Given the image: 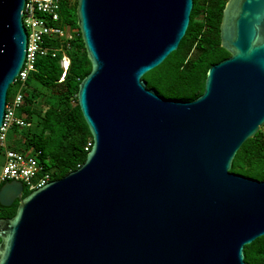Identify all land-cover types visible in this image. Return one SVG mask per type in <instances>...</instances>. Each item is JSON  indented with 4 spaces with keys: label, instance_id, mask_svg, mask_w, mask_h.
<instances>
[{
    "label": "water",
    "instance_id": "95a60500",
    "mask_svg": "<svg viewBox=\"0 0 264 264\" xmlns=\"http://www.w3.org/2000/svg\"><path fill=\"white\" fill-rule=\"evenodd\" d=\"M25 0H0V127L27 47ZM193 0H78L92 69L78 105L92 134L86 161L23 197L0 185V264H248L264 235V180L231 171L264 124V0H228L230 56L201 95L181 101L144 74L175 51Z\"/></svg>",
    "mask_w": 264,
    "mask_h": 264
},
{
    "label": "trees",
    "instance_id": "16d2710c",
    "mask_svg": "<svg viewBox=\"0 0 264 264\" xmlns=\"http://www.w3.org/2000/svg\"><path fill=\"white\" fill-rule=\"evenodd\" d=\"M227 1L193 0L190 22L178 48L143 75L147 87L161 96L181 101L193 100L203 93L210 66L230 56L220 38ZM77 4L78 0H61L60 21L76 31L70 39H45L44 44L57 48V53L38 57L23 88V102L18 110L30 125L12 128L8 137V148L35 154L42 172H48L51 180L79 168L91 149H86L88 143L93 141L78 105L80 83L92 65L78 26ZM63 53L70 57L65 73L61 66ZM10 87L8 99L16 92L9 96ZM230 167L235 173L264 180V136L260 132L242 144ZM30 192L24 185L23 197ZM18 204L15 201L11 206H0L1 216L12 218ZM244 254L248 264H264V235L245 245Z\"/></svg>",
    "mask_w": 264,
    "mask_h": 264
},
{
    "label": "built area",
    "instance_id": "2783aa9c",
    "mask_svg": "<svg viewBox=\"0 0 264 264\" xmlns=\"http://www.w3.org/2000/svg\"><path fill=\"white\" fill-rule=\"evenodd\" d=\"M71 1V0H68ZM61 0H25L23 9V25L27 33L26 56L23 66L18 72L14 83H18L15 94L8 99L5 106L3 122L0 127V152L4 151L5 164L0 172V185L7 180L21 181L30 190L42 188L51 181L48 172H42V166L35 154L22 153L8 148L9 132L14 127H26L30 122L18 113L23 102V88L29 73L36 67L38 57L51 53L55 55L57 48L45 45L47 37L72 38V33L66 31V24L60 21ZM70 65V57L63 53L61 66L64 73ZM63 74V73H62ZM259 132L264 136V124ZM88 143L86 149L92 146Z\"/></svg>",
    "mask_w": 264,
    "mask_h": 264
},
{
    "label": "rangeland",
    "instance_id": "374dc122",
    "mask_svg": "<svg viewBox=\"0 0 264 264\" xmlns=\"http://www.w3.org/2000/svg\"><path fill=\"white\" fill-rule=\"evenodd\" d=\"M72 4H74V3H72ZM66 25H67V26H66V31H67L68 33L73 32V31H72L73 28H72L69 24H66ZM16 87H17L16 83L11 84L9 96H10L12 93H14V91L16 90ZM18 113H19V112H18ZM8 144H10V138L8 139ZM31 154H32V153H31ZM4 164H5V154H4V151H1V152H0V172H1V170H2V168H3V166H4Z\"/></svg>",
    "mask_w": 264,
    "mask_h": 264
},
{
    "label": "flooded vegetation",
    "instance_id": "af4514ba",
    "mask_svg": "<svg viewBox=\"0 0 264 264\" xmlns=\"http://www.w3.org/2000/svg\"><path fill=\"white\" fill-rule=\"evenodd\" d=\"M227 2H228V1H227ZM227 2H226V4H227ZM226 4H225V6H226ZM225 6H224V8H225ZM223 12H224V9H223ZM222 15H223V13H222ZM16 201H18V200H16ZM18 202H19V201H18ZM0 206H1V207H5V206H3V205H1V204H0ZM1 209H2V208H0V217L3 218V217L1 216V212H2Z\"/></svg>",
    "mask_w": 264,
    "mask_h": 264
}]
</instances>
